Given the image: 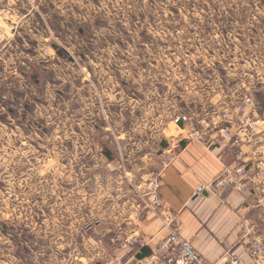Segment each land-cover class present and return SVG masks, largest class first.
<instances>
[{"label": "rangeland", "instance_id": "obj_1", "mask_svg": "<svg viewBox=\"0 0 264 264\" xmlns=\"http://www.w3.org/2000/svg\"><path fill=\"white\" fill-rule=\"evenodd\" d=\"M246 97L264 122V0H0V264L97 263L129 165Z\"/></svg>", "mask_w": 264, "mask_h": 264}, {"label": "crops", "instance_id": "obj_2", "mask_svg": "<svg viewBox=\"0 0 264 264\" xmlns=\"http://www.w3.org/2000/svg\"><path fill=\"white\" fill-rule=\"evenodd\" d=\"M259 115L256 109L254 116ZM161 126L160 120V130ZM160 130L158 134L163 131ZM153 136L156 138L155 133ZM161 137H157L160 143L155 148L166 150ZM164 138L168 142V138ZM176 139L179 143L173 163L129 165V175L143 178L148 172L159 174L162 199L167 211L175 216L180 238L190 244L206 264H229L232 258H237L240 264H256L246 247L264 241V197L235 192L220 196L198 195V187L211 182L225 166L233 163L235 155L227 146L208 148L198 143L181 142L179 137ZM251 143L252 138L246 137L245 149L248 148L251 155L257 154L258 150H253ZM132 188L136 193L138 186ZM124 201H127L126 207L112 211L110 227L96 226L101 236L97 239L100 257L95 264H106L109 256L123 258L126 264H139L169 235L163 229L160 215L146 213L141 220L136 217L139 196L128 194ZM133 239L139 244L127 246L126 240Z\"/></svg>", "mask_w": 264, "mask_h": 264}, {"label": "built area", "instance_id": "obj_3", "mask_svg": "<svg viewBox=\"0 0 264 264\" xmlns=\"http://www.w3.org/2000/svg\"><path fill=\"white\" fill-rule=\"evenodd\" d=\"M257 109L253 97H246L233 109H228L219 115L220 121L213 128L212 123H206V128L199 129L188 114L180 113L172 118L171 124L177 127L182 134L178 137L180 141L198 143L206 147L222 146L233 150L235 161L223 170L209 183L202 184L197 189V194L212 193L221 195L228 192L239 194H259L264 197V158H251L245 153V138H252L253 132L259 124H264L257 119L254 113ZM262 128V127H261ZM187 132V135L183 133ZM176 141L177 139L174 138ZM179 143V142H178ZM173 151L171 147L163 151L168 156V162L173 163L175 155L169 156ZM146 184L144 192L139 195L138 213L136 217L140 220L146 213L161 216L163 229L168 232V237L148 257L142 259L139 264H206L205 260L193 249V247L182 240L177 231L176 219L165 208L161 195V182L159 174L149 172L145 175ZM126 245L134 247L139 244L137 239L126 240ZM246 251L256 264H263L264 241H256L247 245ZM100 257V253H98ZM106 264H126L123 258L107 257ZM229 264H240L237 258H232Z\"/></svg>", "mask_w": 264, "mask_h": 264}]
</instances>
